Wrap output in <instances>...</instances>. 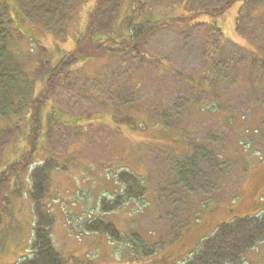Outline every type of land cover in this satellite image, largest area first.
Returning <instances> with one entry per match:
<instances>
[{"label": "rangeland", "instance_id": "1", "mask_svg": "<svg viewBox=\"0 0 264 264\" xmlns=\"http://www.w3.org/2000/svg\"><path fill=\"white\" fill-rule=\"evenodd\" d=\"M0 1L9 8L18 41L13 52L31 53L41 44L55 62L77 50L95 5L88 0L79 7L75 27L61 40L23 18L15 0ZM130 3L125 0L115 26L117 42L128 34L121 22ZM236 9L211 20L222 38L206 41L203 26L183 28L182 33L165 29L136 59L85 56L72 68L70 82L62 83L47 102L29 167L49 158L58 163L44 202L55 218L54 248L63 258L74 257L80 264H158L167 256L162 264H186L201 239L210 238L219 224L264 215V87L249 83V52L255 46L237 35ZM148 10L145 7L140 18H147ZM154 10L155 19L174 14ZM218 39L219 61L225 63L219 72L203 61L205 48L216 46ZM258 76L255 72L251 79ZM35 92H40L39 84ZM20 118L23 122L3 155L0 172L16 162L28 144L27 112ZM196 146L212 153L221 167L208 192H189L176 179L177 163L189 158ZM199 168L205 173L207 165ZM26 170L0 197V264H17L31 255L34 217ZM122 171L139 177L146 193L103 213L101 201L110 204L124 190L118 181ZM16 189L19 193L12 196ZM8 198L12 204L6 211ZM98 219L112 222L127 240L87 232L86 223ZM133 233L154 252L136 247ZM243 264H264V242L245 254Z\"/></svg>", "mask_w": 264, "mask_h": 264}, {"label": "trees", "instance_id": "2", "mask_svg": "<svg viewBox=\"0 0 264 264\" xmlns=\"http://www.w3.org/2000/svg\"><path fill=\"white\" fill-rule=\"evenodd\" d=\"M15 1L19 12L30 24L41 32L66 40L70 26L73 30L76 25L73 22L79 7L88 0ZM130 2L129 10L121 22L122 28H127L126 39L117 42L116 38H113L118 33L114 29L125 0H95L88 28L83 39L79 41L77 50L66 53L55 62L51 58L50 50L41 44L31 53L19 55L13 52L18 46V41L11 30L13 22L9 8L0 1V167L7 147L14 142L20 130L23 118L19 120V117L26 112L30 126L27 146L16 162L8 165L4 172H0V197L7 193L8 184L26 169L28 180L31 182L29 198L34 217L30 243L31 255L17 264H80V261L74 257L63 258L54 248L51 237L55 218L44 200L49 192L50 174L59 167L58 163L49 158L34 167L29 166L37 151L36 143L40 136L42 110L49 100H53L57 89L63 86L62 83L70 82L74 74L72 68L82 58L100 53L105 59L127 56L136 59L155 35L165 29L182 33L185 31L183 28L193 29L203 26L206 41L208 38L214 40L218 37L222 38L221 30L211 25V20L222 18L236 7L235 31L238 36L255 46L254 52H249L252 55L249 61V83L251 87L254 82L264 87V0H130ZM145 7L149 9L147 18H140ZM154 7H158L160 9L158 12L163 15L166 10H173L174 14L155 19ZM139 19L142 21L140 22ZM219 41V39L216 41V46L213 43L203 51L204 63L217 72L225 66V63L219 61ZM113 44L118 47L107 50L106 46ZM255 72L259 73V76L253 81L251 76ZM37 84L40 88L38 94L35 92ZM201 163L207 165L205 173H201L199 168ZM220 168L212 153L196 146L189 158L177 163L175 174L179 185H183L189 192L199 190L208 192L217 177L216 171ZM118 181L123 183L124 190L112 203L109 202L110 204L106 200L101 201L103 213L118 210L126 202L139 200L146 193L143 182L135 175L122 171L118 174ZM4 187L6 190L2 191ZM16 193H19L18 189L11 195ZM165 194L166 190L163 189L161 197ZM6 200L5 210L9 211L12 199ZM85 230L90 233H104L119 242L127 240L112 222L102 219L86 223ZM132 236L136 241V247L146 253L154 252V248H144L138 234L133 233ZM262 242H264V215L236 218L230 223L216 226L210 238H202L198 251L191 253L192 256L185 263L243 264L245 254ZM163 258L158 264L164 263L167 256Z\"/></svg>", "mask_w": 264, "mask_h": 264}]
</instances>
